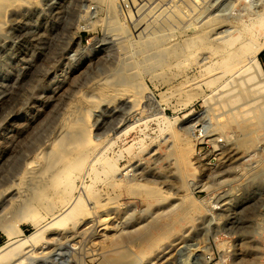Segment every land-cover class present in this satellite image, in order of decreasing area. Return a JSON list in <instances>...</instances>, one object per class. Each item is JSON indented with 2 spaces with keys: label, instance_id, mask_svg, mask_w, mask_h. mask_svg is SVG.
Here are the masks:
<instances>
[{
  "label": "rangeland",
  "instance_id": "1",
  "mask_svg": "<svg viewBox=\"0 0 264 264\" xmlns=\"http://www.w3.org/2000/svg\"><path fill=\"white\" fill-rule=\"evenodd\" d=\"M120 1L132 8V0ZM235 1L204 6L203 17L227 15L228 26L213 38L231 32L234 17L246 20L262 0ZM114 12L110 0H16L0 11V256L51 221L34 202V219L21 212L35 188L22 180L23 171L39 157L49 172L56 155L50 146L65 143L67 112L85 98L98 102L86 115L93 140L105 145L93 162L99 156L118 161L94 184L109 203L75 228L44 230L29 252L36 251L32 261L21 256L11 264H119L139 252L146 255L143 264H264V111L261 124L250 126L258 134L255 148L237 153L229 169L220 153L236 152L241 137L229 117L250 104L230 97L233 77L224 76L219 89L209 87L203 81L210 64L205 51L179 60L161 49L158 40L175 26H158L161 17L155 16L158 23L149 20L131 33ZM258 59L264 75V49ZM118 82L133 97L99 100L97 85ZM254 106L260 114L259 103ZM180 146L192 164L184 169L185 181L177 177L173 184ZM82 182L90 184V176L77 179L75 195L83 192ZM151 188L160 189L163 199L147 208ZM172 203L177 210H170ZM152 218L163 221L165 244L110 245Z\"/></svg>",
  "mask_w": 264,
  "mask_h": 264
},
{
  "label": "bare ground",
  "instance_id": "2",
  "mask_svg": "<svg viewBox=\"0 0 264 264\" xmlns=\"http://www.w3.org/2000/svg\"><path fill=\"white\" fill-rule=\"evenodd\" d=\"M14 1L16 0H0V11ZM110 1L113 2V8L115 9L114 13L117 15L116 19L118 20L119 18L120 23L122 22L126 25V27L131 30V33L134 31V27L140 25L137 28L139 31V28L143 23L149 20V24L153 22L158 23L155 20V16L158 17V20L160 19L159 16L161 17V22L157 24L158 26H164L166 27L165 29L169 31L173 30V27L175 26V31L163 34V38L158 40V42H161V44L164 45L161 49H163L164 53H168V58H177L180 60L189 55H196L199 51H205L206 54L204 55H209L206 59L208 58L207 60H209L208 63L210 64L202 70L208 71V76L203 81L209 87L216 86L214 88L216 89L221 86L223 83L222 78L227 74L233 77V87L231 86V88H229L233 94H230V97H233L234 101H243V105H247L249 102L250 104H248V107L244 106L242 111L239 110V112L231 114L229 117L230 121L234 123L235 128L241 132V137L238 141L239 147H237V149L235 148L237 151L234 152L230 149V151H227L226 149L224 151L225 153L222 151V153H220L222 155L224 154V164L226 163L228 167L230 166L229 169L232 170L233 167H231V165L238 160L237 155L239 152L248 151L252 147L253 149L255 148V139L258 137V134L253 136L250 126L259 125L261 117L263 116L262 112L264 111V75L258 59L259 53L264 49V0L261 2L258 0L260 2V8L256 11H249L250 13H248L246 20H243L242 17H234V25H232L233 30L225 35H220L219 38L214 37L216 39H214L213 36L216 34L217 30L221 29V27L223 28L227 23V15L223 13L221 15L211 14V16H208L207 14L205 15L206 17H203L204 6L210 0H132L133 2H131L133 5L129 10L122 7L120 0ZM235 2L237 3L238 0ZM233 3L234 1L229 2V6L226 7V10H229L230 5ZM258 3H255L257 7ZM249 6H251L250 3ZM250 8L252 9L253 7L251 6ZM137 35H133V37H137ZM259 36H262V38L260 39ZM157 46L159 47L160 43H158ZM179 60L177 61L179 62ZM169 63L171 62H168V64ZM203 66L204 64L201 65V67ZM120 82H118L119 84L115 83L114 85H109V83H104L105 85H97L96 95L99 100L101 99V101H103L104 99L106 100L104 102H109V100H117L121 97L124 98V96L129 98L132 95L133 97V94H129L131 88L129 91L124 89V87L120 85L123 82ZM197 85L199 86L200 84H196V87ZM126 88L128 89V87ZM139 96L145 99L143 93ZM140 97H138V99ZM251 101L253 102L251 103ZM96 102L88 101L85 98H79L77 106H70L71 108L66 116L67 121H69L67 125L69 128L67 129L69 135L67 139L65 138V143L62 140L64 143L63 145L57 146L55 145L57 143H55L50 146L56 155H53L54 157L48 173L45 172L46 166H41L42 161L39 160V157L38 159L36 157L29 159L30 161H28L27 167L23 171L22 180H29L27 183L35 185V188L34 186L32 190L29 188L30 192L27 194L26 202L24 204L22 203L21 212H24L25 215L31 216L34 219L37 214L32 207L34 202L36 205L38 204L40 207L44 208L52 218L51 221L49 220L50 222L48 224L38 227L33 234L22 240L20 239V241H18L19 243L3 253L0 256V264H11L14 258L21 256H26L27 260L32 261L34 258L33 255L36 254V251L31 254H29V252L33 250L31 247L36 248L41 242L44 230L51 226L62 227L63 229H67L69 226L75 228L81 223V221L88 219L87 217L93 213L95 208L97 209L99 206L103 208V206L108 205L109 202L107 201V198L105 199V202H103L104 199L102 201L100 200V191L98 192L95 190L94 184L99 179L101 173L109 174L110 170L115 169L118 161H113L105 157L100 160L101 156H99L93 162L99 152L105 148L103 143L93 140L90 132V125L87 121L86 111L92 107L94 108ZM257 102L259 103L258 110L261 111V115L255 112L254 105ZM223 105L225 106V104ZM67 121L63 123L67 124ZM178 139L179 141L181 140L179 136ZM187 142L188 141H186V143ZM182 144H184V142ZM220 149L222 150L223 148L220 147ZM176 156L178 163L176 176L172 177L171 181L172 183L174 181V183L177 184L179 183V180L185 181V178L183 177L184 169L192 163L189 159L190 155L187 154V150L183 148V146H180V148L177 149ZM98 165H100L99 168ZM85 175L90 176L91 182H89L90 184L82 182L80 191L81 188H83L82 191L85 192V194L83 195V192H79L78 195H75L77 191L76 181ZM177 177L180 179L177 180ZM99 181L101 180L99 179ZM115 184H117V181H114L113 185ZM131 185L134 186L135 183H131ZM24 191L26 190H23V192ZM147 193V208L155 204V202L157 203L163 199L162 191L160 189L151 188ZM175 204H171L170 210H177L178 206ZM169 212L171 211L168 210V214H170ZM158 215L159 214H157V216ZM162 222L158 218H152V220L147 221L142 226L133 228L125 234L118 235L115 239L110 241V245L117 246L128 243L139 247L146 246L152 248L154 246H159L160 244H165L163 241L165 239L163 238L161 240V237L167 233H163ZM0 228H4V226L0 225ZM168 235L171 234L169 233ZM28 248L31 249L26 251ZM161 252H158L157 255H155V258H159ZM144 260H146L144 252L131 253L119 264H143L142 262H145Z\"/></svg>",
  "mask_w": 264,
  "mask_h": 264
}]
</instances>
